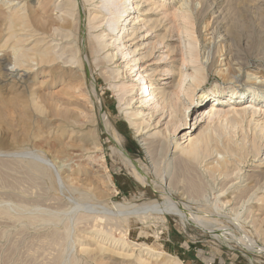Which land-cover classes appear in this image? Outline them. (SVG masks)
I'll return each mask as SVG.
<instances>
[{"label":"rangeland","instance_id":"rangeland-1","mask_svg":"<svg viewBox=\"0 0 264 264\" xmlns=\"http://www.w3.org/2000/svg\"><path fill=\"white\" fill-rule=\"evenodd\" d=\"M64 2L0 0V264H264V133L256 127L264 102L251 98L264 96V0H134L127 24L136 23L138 36L113 34L137 49L128 58L142 56L137 70L157 92H172L183 69L172 117L171 107L138 108L143 80L132 82L136 63L125 67L120 41L98 52L97 35L114 40L106 23L91 28L92 4L76 0V12L65 15ZM16 35L31 58L18 75ZM35 36L52 64L33 62ZM192 52L195 64L187 61ZM195 71L202 84L192 92ZM137 108L150 120L145 138L126 117ZM182 110L185 124L175 132ZM204 131L243 144L227 173L210 169L216 154L195 161L177 148L184 134Z\"/></svg>","mask_w":264,"mask_h":264},{"label":"bare ground","instance_id":"bare-ground-1","mask_svg":"<svg viewBox=\"0 0 264 264\" xmlns=\"http://www.w3.org/2000/svg\"><path fill=\"white\" fill-rule=\"evenodd\" d=\"M86 1L88 3H91L92 6H93V10L91 11L92 17L89 20V24L92 25L91 28L92 29H97V28H99L102 25V23H104V24L106 23L107 24V28H108V32L106 33V36H111L110 39L111 40L112 39L114 40V43H112V41H110V43H108V40L107 41L106 40H103L104 39L103 36L97 35L96 38L100 41L98 52H101V51H103V50H105L107 48H110L112 45H114V44H116L117 42L120 41V44L117 45L116 47H117V50L118 51L120 50L121 56L123 57V59L125 61V65H126L125 67H128L129 64H131L132 62L133 63H136V65L133 64L134 66H133V68H130V71H131V75L133 77L132 82H134L135 80H141V81L143 80V84H142L143 85V88L142 89L141 88H138V93H137V96H139L138 101H139V104H140L138 106V108H144V109H146L147 106H145V105H149V107L152 106V105H154L156 107L162 106V110H163V114H164L166 108L167 107H171L172 112L170 113V115L172 117L174 115V113H173V109L174 108L173 107L176 108V105H173L174 99H175V97H178V98L180 97V94L182 93V89H183L182 87H184L183 85L185 84L184 82L188 78V77H186V79L184 78V75L185 74H184L183 69H180L179 70L180 79H179L178 83L175 85V89L172 92H166L165 89L162 90L161 92H157V90L154 88L152 82L145 79V73L143 71L141 72L140 69L137 70V68H138L137 67L138 62L140 61V59H141L142 56H140L139 58H137V55L136 56L133 55L134 57H132L131 59L128 58L131 54L135 53L137 49H134V50H131L130 48H127L126 49V47H127L126 42L127 41L126 42L123 41L124 40V37H119V35H117V37H116L113 34L114 33V30L115 31L116 30H119L118 34H120L121 32L123 33V31H129L130 29L131 30L133 29L134 31L131 34H128V36L129 37L138 36V33L136 31L137 30L139 31V28H137L136 23L133 24V22H132L133 25L130 27L131 24H127V23H129L127 21H129L132 18L133 13H134V12L133 13L130 12V10L137 11L139 5L138 4H135L134 3V0H99V3H97V0H86ZM183 5H185V4H183ZM60 9H61V11H63L65 13V15H73V13H75L76 10L78 9V5L76 3V0H65V2L60 5ZM101 9H103V11H106L107 12L108 18H105L106 14H104V12H102ZM20 12L21 11L16 12V15L19 16L18 18L23 19L24 18L23 17V14L20 13ZM181 14H183V13H181ZM68 17H70V16H68ZM100 18H103L105 21L102 22L100 20ZM133 19H134V17H133ZM135 21H137L136 18H135ZM121 22H124V24L118 25ZM120 26H121V29H120ZM155 27L156 26H153V28H155ZM140 29H142V27ZM32 30L33 29H31V31ZM38 33L39 32L37 31V34ZM40 35H43V34H40ZM32 36L33 35H31V37ZM36 36H38V35H36ZM36 36H35V38H36ZM45 37L47 38V36H44V38ZM36 39L37 40L35 42L36 43L35 49L32 50L34 52L33 62L34 61L35 62H38L37 65H39L40 67H41V65H49V64H52V62L55 61V58L50 54V52H49V50H50L49 49V46H46V47H48L49 50L45 46H44L45 48L40 47V43L42 41H44V39L42 40L40 37L39 38H36ZM162 39H164V37H162ZM132 40H134V39H130L129 41H132ZM16 41L18 43V46L16 47V50H14V53L13 54L15 56V67H16V68L15 67L14 68H15V71H16V75H18L19 74V71L22 70L23 67L26 69L27 67L30 66L29 65L30 64L29 63V60L31 58H30V55H28L29 51L26 49V47L23 46V45H21V42L24 41L22 39V37L21 36L18 37L16 35ZM184 45H185V48H186L185 49L186 50V54L185 55H188V51H187L188 46L186 44H184ZM148 51H150V50H148ZM192 51H194V50H192ZM173 52H175V50H173ZM149 54H151V52H149ZM147 55L148 54H145L144 56H147ZM115 57H116L115 54H113V55L112 54H108L106 56V59L109 60V61H112V60L115 59ZM198 58H197V54L195 52H192L187 61L189 63L195 64V63L198 62ZM181 61L183 63V64L181 63L182 64V67H183L184 64L186 63L185 62V58L182 59ZM14 68L12 69L13 71H14ZM26 71L28 73V70H25V72ZM173 72H174V69L169 70V71L167 70V73H169V74H172ZM152 76L153 75H151V77ZM190 78H191L190 80L192 81V84H191V86L188 87L189 91H192V90L195 89V88H193V85L196 88L197 87H200V85L202 84V80H201L202 74L200 72L195 71V75H193V76L191 75ZM263 85H264V82H263ZM130 87H132V85ZM136 87H137V84L134 83L133 84V87H132L133 89H131V90H128L130 88L125 89L126 94L129 93V92L135 91L136 90ZM241 92L240 91L239 92L235 91L232 94H236L237 96L238 95L239 96H244V94L242 95ZM186 93H187V90H186ZM209 93H210V91L202 90L199 93V98L201 100L207 99L209 97ZM189 94H190V92L188 93V95ZM191 94H194V93H191ZM252 95H253V97H251V98H253L254 100L259 101V102H264V96H260V95H256V94H252ZM131 96H132V94H131ZM132 101L133 100H129L127 102V105L130 106L132 104ZM172 105H173V107H172ZM138 108L136 110L127 112L126 113V117H127L128 121H129L130 125L132 126V128H134L137 131L138 134L141 133L140 135H141L142 138H145L144 136H142L144 134V133L142 134V132H143V129H145L147 126L148 127L151 126L150 125V120L145 117V112L143 110H138ZM216 111L213 109L212 111H209L208 112V115H211V117H212V115H215ZM206 112H207L206 110H203L202 111V114H205ZM255 114H256V111L253 112V115H255ZM185 116H186V112L183 111L181 113V117L177 120V122L174 123V126H173L174 128L173 129H174L175 132H177L179 130V127L181 125L185 124L184 123ZM140 120H142V122H139ZM103 122L106 125L107 129L109 131H112V133H111L112 134L111 139H112V141H113V143H114V145H115V147L117 149V151L116 150H114V151H116L117 152V155H119V157L122 158V160L124 161L123 163H125L126 166L130 167L133 170L134 169V165H135V161L132 160L129 157V155L123 150V147H122L123 146V142H122L120 136H118V134H116L117 133L116 130L113 128L112 124L109 122V120L107 119V117L104 116V115H103ZM256 122H257L256 123V127L258 129L260 128V130L264 133V123L263 122H260V120H258ZM144 124H148V125H144ZM157 124H159V122H157ZM97 130H98V128H97ZM93 133H95V132H93ZM189 133H191V132H189ZM191 134H189V135L184 134L183 137H181V139L185 138L186 141L183 144H185V143H187V144H186V146H181L183 144H181V145L179 144V145H177V148L181 151V154H183V155L187 156L188 158H190L191 160H195V161L196 160H201L202 158L203 159L204 158L206 159L208 157H211L212 158L213 155L216 154V157L214 158L215 161L212 164V166L210 167V169L211 170H214V171L216 170V171H219V172H222V173H227L228 172L227 170H229L230 165H231L230 163L232 161L231 159H229V156H232L233 158H236V156L239 157L240 155L238 156V154H240V152L242 150H244V147H242L243 144H237V143L233 142L229 138H226L224 142L218 141V140H216V138L212 139L210 137L209 133H207V131H204L200 136H197L195 138L194 137H190ZM143 141L145 142V145H146V141L147 140L144 139ZM251 149H253V151H255L256 153L259 152V144L257 143V141H255V140L253 141L252 146H251ZM260 152H261V147H260ZM112 153H113V151H112ZM222 153H224V156H221L219 158L218 156L221 155ZM259 155H260V153H259ZM234 161H232V164H233ZM261 161H263V160H261ZM262 163H264V162H262ZM262 174H264V173H262ZM262 176H264V175H262ZM168 208L169 209H171V208L173 209L172 206H171V208L170 207H168ZM154 212L156 214H162V213H164V212H161L160 210H158V208ZM167 212H170V210L167 211ZM173 212L177 213L178 215L181 213L178 210L173 211ZM184 221L187 222L189 220H186L185 219Z\"/></svg>","mask_w":264,"mask_h":264}]
</instances>
